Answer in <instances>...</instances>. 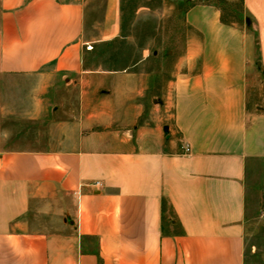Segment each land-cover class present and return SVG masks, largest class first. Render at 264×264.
I'll use <instances>...</instances> for the list:
<instances>
[{
	"label": "crops",
	"instance_id": "obj_1",
	"mask_svg": "<svg viewBox=\"0 0 264 264\" xmlns=\"http://www.w3.org/2000/svg\"><path fill=\"white\" fill-rule=\"evenodd\" d=\"M241 1L242 23L195 1L180 49L153 38L110 69L95 48L121 36L122 0H0V75L33 82L40 125L17 142H54L0 150V264H245L264 0Z\"/></svg>",
	"mask_w": 264,
	"mask_h": 264
},
{
	"label": "rangeland",
	"instance_id": "obj_2",
	"mask_svg": "<svg viewBox=\"0 0 264 264\" xmlns=\"http://www.w3.org/2000/svg\"><path fill=\"white\" fill-rule=\"evenodd\" d=\"M195 1L221 7L225 21H243L241 0H122L121 36L95 48L94 64L110 69L131 66L140 57V47L150 43L153 38L154 49L161 48L164 54L168 49H180L187 33L183 13ZM141 9L149 11L140 14L137 20V13ZM32 85L33 82L24 77L0 75V150L35 149L54 143L17 142L38 135V122L23 116L24 105L29 98L26 91ZM49 124H46V134L53 133ZM10 135L16 142H3ZM246 190L245 264H264V160H255L248 168Z\"/></svg>",
	"mask_w": 264,
	"mask_h": 264
},
{
	"label": "built area",
	"instance_id": "obj_3",
	"mask_svg": "<svg viewBox=\"0 0 264 264\" xmlns=\"http://www.w3.org/2000/svg\"><path fill=\"white\" fill-rule=\"evenodd\" d=\"M186 149V151H189V148L187 147V148H185ZM97 185H99L100 183L98 182V183H96Z\"/></svg>",
	"mask_w": 264,
	"mask_h": 264
},
{
	"label": "trees",
	"instance_id": "obj_4",
	"mask_svg": "<svg viewBox=\"0 0 264 264\" xmlns=\"http://www.w3.org/2000/svg\"><path fill=\"white\" fill-rule=\"evenodd\" d=\"M208 2H211V1L208 0ZM220 8H221V7H220Z\"/></svg>",
	"mask_w": 264,
	"mask_h": 264
}]
</instances>
